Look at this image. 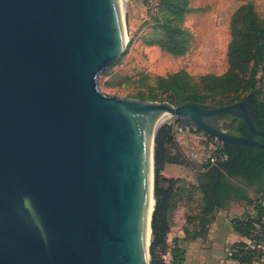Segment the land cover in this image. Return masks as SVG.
<instances>
[{"label": "water", "instance_id": "1", "mask_svg": "<svg viewBox=\"0 0 264 264\" xmlns=\"http://www.w3.org/2000/svg\"><path fill=\"white\" fill-rule=\"evenodd\" d=\"M124 49L118 0H0V264H151L148 144L157 125L154 195L155 140L169 119L236 147L218 174L243 146L264 147L251 98L104 93L99 78ZM235 118L247 135L228 127Z\"/></svg>", "mask_w": 264, "mask_h": 264}, {"label": "trees", "instance_id": "2", "mask_svg": "<svg viewBox=\"0 0 264 264\" xmlns=\"http://www.w3.org/2000/svg\"><path fill=\"white\" fill-rule=\"evenodd\" d=\"M162 23L156 25L154 38L149 44H158L163 50L175 56L189 51L190 39L183 28L187 14L194 11L190 0H159ZM158 36V38H156ZM232 38L228 45V70L222 75L207 73L195 78L185 70H179L169 76H157V89L168 96V100L181 105L187 102L225 106L244 98H251L255 107V126L264 130V17L254 9L252 4L241 6L233 16L231 28ZM108 69L103 76L108 74ZM144 98V92H140ZM150 96L154 100V93ZM219 101H216V99ZM231 129L239 135H247L243 121L235 118L231 121ZM264 143V136H256ZM230 157L236 154V147L226 148ZM188 160L176 138V127L165 123L157 132L155 140V208L152 221V242L150 247L151 264H163L161 251L168 250L167 235L171 228V215L177 208L180 197L184 195L187 184L189 188L196 186L177 178H167L163 171L167 164L186 165ZM208 167L205 180H202L201 191L206 201V212L226 204L234 193L237 199L253 205L256 216L261 215L259 203L264 199V147L243 146L240 160L234 165H225L218 174L217 166ZM240 178L236 186L234 179ZM248 188H255V198L247 194ZM256 219L245 217L234 219L237 232L244 234L253 227ZM237 245V244H236ZM174 253L182 257V250L176 244Z\"/></svg>", "mask_w": 264, "mask_h": 264}, {"label": "rangeland", "instance_id": "3", "mask_svg": "<svg viewBox=\"0 0 264 264\" xmlns=\"http://www.w3.org/2000/svg\"><path fill=\"white\" fill-rule=\"evenodd\" d=\"M156 1L158 5L155 4ZM159 2L127 0L124 14L127 43L116 63L108 68V74L99 78V86L104 93L145 101L170 102L167 95L157 89L151 90L157 86V76L166 77L179 70H185L195 78L207 73L224 74L229 68L227 51L232 38L231 28L235 12L243 5L252 4L259 15L264 17V0H190L194 11L186 15L183 23V28L191 40L190 48L184 55L175 56L158 44H149L154 38L156 25L162 23ZM140 92H144V98L140 97ZM152 93L155 95L154 100L150 99ZM167 123L175 125L177 138L179 122L172 118ZM179 145L188 160L183 166L191 176L190 180H182L196 186L191 190L187 184L181 185L185 188L184 195L192 202L190 204L193 212L205 206L204 193L200 187L202 180L206 178L208 167L204 163L205 170L203 167L199 168L188 149L183 148L180 143ZM249 193L251 198H255V193ZM159 251L162 260L166 250ZM162 262L164 264L163 260Z\"/></svg>", "mask_w": 264, "mask_h": 264}, {"label": "crops", "instance_id": "4", "mask_svg": "<svg viewBox=\"0 0 264 264\" xmlns=\"http://www.w3.org/2000/svg\"><path fill=\"white\" fill-rule=\"evenodd\" d=\"M264 79V74L262 75ZM229 127L231 122L227 121ZM177 141L185 149L198 167L204 169V161L208 154L206 145L199 136L192 131L178 129ZM205 170V169H204ZM167 178L190 180L191 176L185 166L167 164L163 171ZM241 179H234L238 186ZM255 188H248L254 193ZM190 202L185 195L180 197L177 208L171 215V228L167 235V244L178 245L182 250L185 264H231L228 250L241 240V235L234 227V219L254 217L253 205L247 204L242 199H237L232 193L225 205L215 207L211 212H206V203L203 209L192 211Z\"/></svg>", "mask_w": 264, "mask_h": 264}, {"label": "built area", "instance_id": "5", "mask_svg": "<svg viewBox=\"0 0 264 264\" xmlns=\"http://www.w3.org/2000/svg\"><path fill=\"white\" fill-rule=\"evenodd\" d=\"M155 4L158 5V2L156 1ZM185 130L197 134L206 145L208 154L204 163H208L210 166H217L231 158L223 141L218 137L209 135L195 127ZM259 203L262 207L261 215L256 216L255 214L253 218L256 220L253 227L244 234H240L241 240L228 250L231 264H264V199H261ZM174 249L175 245H172L163 254L164 264H185V260L182 257L175 255Z\"/></svg>", "mask_w": 264, "mask_h": 264}, {"label": "bare ground", "instance_id": "6", "mask_svg": "<svg viewBox=\"0 0 264 264\" xmlns=\"http://www.w3.org/2000/svg\"><path fill=\"white\" fill-rule=\"evenodd\" d=\"M119 3V14L121 18V23L123 27V46H126L127 43V36L125 34V17L124 14L126 12V6H127V0H118ZM157 125L154 127L149 144H148V166H147V197H146V241H147V247L149 244V241L151 239V218L152 213L155 206V197L153 195V184H154V165H153V154H154V133ZM148 255H147V262H148Z\"/></svg>", "mask_w": 264, "mask_h": 264}]
</instances>
